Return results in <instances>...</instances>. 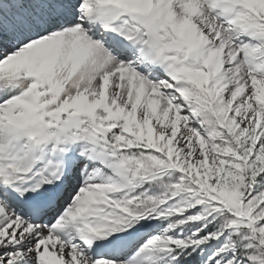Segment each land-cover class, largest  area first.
I'll list each match as a JSON object with an SVG mask.
<instances>
[{
	"label": "snow or ice",
	"instance_id": "snow-or-ice-1",
	"mask_svg": "<svg viewBox=\"0 0 264 264\" xmlns=\"http://www.w3.org/2000/svg\"><path fill=\"white\" fill-rule=\"evenodd\" d=\"M0 264H264V0H0Z\"/></svg>",
	"mask_w": 264,
	"mask_h": 264
}]
</instances>
